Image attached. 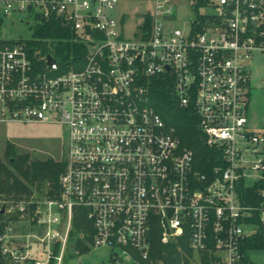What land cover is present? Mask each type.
Segmentation results:
<instances>
[{
    "label": "built area",
    "instance_id": "obj_1",
    "mask_svg": "<svg viewBox=\"0 0 264 264\" xmlns=\"http://www.w3.org/2000/svg\"><path fill=\"white\" fill-rule=\"evenodd\" d=\"M119 1L0 0L1 18L34 9L41 21L60 20L86 49L67 68L55 39L0 45V122L56 123L68 137L56 197L0 200V214L17 212L16 224L29 229L12 233L10 222L2 255L11 264H62L83 209L90 226L80 237L129 259L128 247L149 257L157 218L164 239L188 234L199 261L209 250L218 264H246L247 240L264 236V131L248 117L249 64L264 51V0H194L203 2V29L196 16L172 25L173 3L154 0L134 37L124 33ZM157 79L196 114L203 143L219 160L207 172L152 107Z\"/></svg>",
    "mask_w": 264,
    "mask_h": 264
},
{
    "label": "trees",
    "instance_id": "obj_2",
    "mask_svg": "<svg viewBox=\"0 0 264 264\" xmlns=\"http://www.w3.org/2000/svg\"><path fill=\"white\" fill-rule=\"evenodd\" d=\"M203 5L202 1H197L196 17L201 20L198 28L203 29L205 16L199 12ZM145 27L148 31L149 15L146 16ZM3 18L0 17V25ZM35 35L39 38L49 37L58 41L56 49L60 53L62 63L68 68L75 65L76 60H84L86 49L83 45L73 42V34L70 28L62 25L60 20L54 18L51 20H40L35 27ZM12 43L11 40H1L0 45ZM37 45V42H30ZM43 48H48L44 44ZM151 104L162 115L169 126H174L176 133L181 139L183 147L191 148L195 153V167L203 171L209 170L210 163L219 161L215 159V151L207 148L198 131V118L192 111L179 107L171 95V91L166 81L157 79L151 92ZM5 160L0 159V200L4 203L20 201H36L43 198H54L60 191V177L66 171L65 159H33L29 153L19 152L13 143L8 142L5 148ZM250 193L256 200V188H250ZM249 195V194H248ZM247 194L243 197L244 202H251ZM248 199V200H247ZM34 207V205H32ZM85 211H77L74 222L75 229L71 233V241L75 244V249L80 252L88 251L90 246L86 240L81 238L80 232L90 226L87 221ZM19 218L17 212H6L0 214V236L10 225V222ZM212 245V242H210ZM210 245V246H211ZM264 248V236L256 235L250 237L244 250ZM70 253V252H69ZM76 253V252H75ZM170 255L171 264H193L196 255L189 246L188 234H184L179 239L166 240L163 237V228L154 218L150 231V253L148 258H143V264H167V256ZM4 264H11L2 255L0 241V261ZM219 257L207 250L201 254L199 264H218ZM246 264H255L250 258Z\"/></svg>",
    "mask_w": 264,
    "mask_h": 264
},
{
    "label": "rangeland",
    "instance_id": "obj_3",
    "mask_svg": "<svg viewBox=\"0 0 264 264\" xmlns=\"http://www.w3.org/2000/svg\"><path fill=\"white\" fill-rule=\"evenodd\" d=\"M170 2L173 3L175 11L171 17L174 26L182 25L185 20H190L197 14L194 0H170ZM153 3L154 0L119 1L117 14L123 21L122 26L126 36H137L136 30L141 27L143 17L151 11ZM2 18L1 38L13 42L36 37L35 27L39 24L40 18L34 13V9L26 12L14 11ZM250 62L249 123L254 129L264 131V51L254 52ZM67 138L66 129L56 123L0 122V159L5 160L4 152L8 142L13 143L19 152L29 153L33 159H64ZM11 228L12 233L16 234L29 231L25 222L16 224L14 221L11 223ZM88 245L90 246L88 251H77L74 254L67 252L62 264H143L144 261L141 252L131 247H128L132 255L131 259H126L118 247ZM221 255L225 257L223 253ZM248 255L255 264H264V248L251 249ZM26 264L32 263L28 261ZM193 264H199L197 257Z\"/></svg>",
    "mask_w": 264,
    "mask_h": 264
},
{
    "label": "water",
    "instance_id": "obj_4",
    "mask_svg": "<svg viewBox=\"0 0 264 264\" xmlns=\"http://www.w3.org/2000/svg\"><path fill=\"white\" fill-rule=\"evenodd\" d=\"M51 60V57H49V61ZM4 211H5V208L3 207L2 209H1V213H4ZM70 253L71 254H74L75 253V249H74V244H71V246H70ZM128 259V258H127ZM0 264H4V261L3 260H1L0 261ZM167 264H171V258H170V255L168 254V256H167ZM222 264H224V263H222Z\"/></svg>",
    "mask_w": 264,
    "mask_h": 264
},
{
    "label": "crops",
    "instance_id": "obj_5",
    "mask_svg": "<svg viewBox=\"0 0 264 264\" xmlns=\"http://www.w3.org/2000/svg\"><path fill=\"white\" fill-rule=\"evenodd\" d=\"M127 258L129 259V257H126V259H127Z\"/></svg>",
    "mask_w": 264,
    "mask_h": 264
}]
</instances>
